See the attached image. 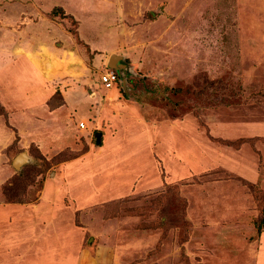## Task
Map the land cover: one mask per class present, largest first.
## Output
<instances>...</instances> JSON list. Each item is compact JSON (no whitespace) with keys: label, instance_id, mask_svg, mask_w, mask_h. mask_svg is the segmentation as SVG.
I'll return each mask as SVG.
<instances>
[{"label":"rangeland","instance_id":"obj_1","mask_svg":"<svg viewBox=\"0 0 264 264\" xmlns=\"http://www.w3.org/2000/svg\"><path fill=\"white\" fill-rule=\"evenodd\" d=\"M0 53L2 264H264V0H0Z\"/></svg>","mask_w":264,"mask_h":264},{"label":"crops","instance_id":"obj_2","mask_svg":"<svg viewBox=\"0 0 264 264\" xmlns=\"http://www.w3.org/2000/svg\"><path fill=\"white\" fill-rule=\"evenodd\" d=\"M0 55H1V53H0ZM2 62H5L4 63V65H5V67L4 68H2L1 69V71H0V73H6L7 71H9L10 69H14V68H11L14 64H13V62L12 61H9V60H5V61H2L1 60V63ZM8 62V63H7ZM23 63V64H22ZM21 65L22 66H24V68H25V70H22V71H28L29 69H31L32 67H33V65H31V63H30V60H26V61H24V62H20V66L18 67V69L16 68V70H21L23 67H21ZM8 66H11L10 67V69H7L8 68ZM15 70V69H14ZM21 71V72H22ZM39 72V71H38ZM38 78L41 80V78H43L44 79V75H43V73H40V75L38 76ZM42 83H44V80H42ZM40 85V84H39ZM39 91H38V94H36V95H38V97H40L39 99H41L43 96H45L46 94H50L49 93V89H47V91L45 92V93H43L42 92V90L45 88V86H44V84L42 85V86H39ZM109 91H110V94H113L114 92H115V90L114 89H109ZM215 132V130H212V133H214ZM28 153V152H27ZM29 155V154H28ZM30 156V155H29ZM31 158V157H30ZM15 159V158H14ZM224 163H226L227 164V166H225V167H228V168H232V166L233 165H235L236 164V166H237V162L235 163L233 160H232V157H230L229 159H224ZM221 164H223V163H221ZM233 164V165H232ZM239 164V163H238ZM15 168V167H14ZM28 234V233H27ZM14 238H16V237H14ZM18 262H20L19 261V259H13V258H10V259H5V264H17ZM0 264H2V261H0Z\"/></svg>","mask_w":264,"mask_h":264},{"label":"water","instance_id":"obj_3","mask_svg":"<svg viewBox=\"0 0 264 264\" xmlns=\"http://www.w3.org/2000/svg\"><path fill=\"white\" fill-rule=\"evenodd\" d=\"M123 60L122 56H118V55H113L111 57V61L110 64L114 69H122V67H119L120 62ZM31 160L30 156L28 155V153L26 151L21 152L20 154H18L15 159L13 160V166L15 167V169H19L21 168L24 164L28 163Z\"/></svg>","mask_w":264,"mask_h":264},{"label":"built area","instance_id":"obj_4","mask_svg":"<svg viewBox=\"0 0 264 264\" xmlns=\"http://www.w3.org/2000/svg\"><path fill=\"white\" fill-rule=\"evenodd\" d=\"M118 71H116L115 69L112 70H107L105 73H103L100 76V81L101 83L106 87V88H111L113 87L115 84H117L118 82ZM81 128H85V123L84 122H80L79 123Z\"/></svg>","mask_w":264,"mask_h":264},{"label":"trees","instance_id":"obj_5","mask_svg":"<svg viewBox=\"0 0 264 264\" xmlns=\"http://www.w3.org/2000/svg\"><path fill=\"white\" fill-rule=\"evenodd\" d=\"M118 75H119V78H118V79H120V76H121V74H120V73H118ZM125 82H126V81H125ZM125 82H123V81H122V83H125Z\"/></svg>","mask_w":264,"mask_h":264},{"label":"bare ground","instance_id":"obj_6","mask_svg":"<svg viewBox=\"0 0 264 264\" xmlns=\"http://www.w3.org/2000/svg\"><path fill=\"white\" fill-rule=\"evenodd\" d=\"M230 252V251H229ZM231 256V255H230Z\"/></svg>","mask_w":264,"mask_h":264}]
</instances>
